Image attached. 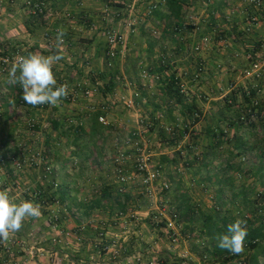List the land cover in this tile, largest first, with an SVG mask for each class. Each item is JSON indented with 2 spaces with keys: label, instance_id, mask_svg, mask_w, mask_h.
I'll return each instance as SVG.
<instances>
[{
  "label": "rangeland",
  "instance_id": "obj_1",
  "mask_svg": "<svg viewBox=\"0 0 264 264\" xmlns=\"http://www.w3.org/2000/svg\"><path fill=\"white\" fill-rule=\"evenodd\" d=\"M202 4L204 6L205 2ZM108 5L106 19L102 16L104 19L101 20V28L105 31L115 27L126 29V19H135L133 26L135 31L129 35L128 49L124 54L119 55L121 60H128L124 61L128 62L127 64L131 63L129 72L123 71L114 75L116 78L114 89L128 90L132 88L131 83L136 84V91L141 92V95L136 98L135 105H139L141 110L134 115L136 111H129L128 109L131 108L127 107V103L121 97L105 102L109 105L101 114H104L109 122L105 126L110 128L106 133L107 139L111 140L110 145L107 152H104L103 148H96L97 155L92 156L88 164L83 159L85 158L83 152L73 157L74 155L69 151L70 146L64 141L58 144L59 137L51 125L44 126L51 121L50 116L55 114L54 111L60 108L59 112H61L68 107L65 109L61 105L51 108L47 104L33 107L22 100L15 86L6 83L8 70L13 62L7 64L4 58L10 56L13 61L12 58L17 51L24 56L28 55L26 54L28 47L24 49L19 46L25 35L21 32L20 25L28 24V21L23 16L0 19V26L4 25L2 21H5L14 28L10 34L0 31V136L9 134L10 139L8 145L10 147L6 151L3 146L0 147V169L3 170L9 165L11 172H36L38 175L36 180L26 185V192L29 191L27 200L39 204L41 210L40 217L25 218L20 231L12 234L21 236L18 241L20 248L39 249L45 253V259H53L58 264H215L209 253L210 238L200 227L202 217L211 208L206 206V203L201 205L194 197L193 188L199 184L189 176L190 168L198 157H201V152L193 143L191 135L184 137L179 135L184 123L189 122L188 116L182 113V104L193 102L194 91L187 87L186 81L183 82L180 77H176V74L171 78L170 73H165V70L169 69V63L164 62L163 58L177 54L178 49L171 47L169 53L160 47L166 40L164 38L166 25H158L154 12L149 14L148 1L121 0L118 3L108 1ZM21 6L22 4L16 1L5 0L0 2V12L1 9L9 8L11 12L20 10L24 13ZM186 18L192 20L190 17ZM41 19L47 22L46 19ZM48 22L54 26L70 23L64 21V17L61 24L57 19L54 21L49 19ZM155 29L159 31L157 37L152 34ZM176 31V29L172 30V32ZM8 40L11 41V45L4 46L3 43ZM194 45L188 46L193 53L196 52ZM151 46L157 49L151 50ZM103 47L107 50L106 45ZM115 63L116 60L111 67H115ZM88 66L90 65H86V70ZM204 67L205 72L206 63ZM197 69L198 64L189 77L192 83L201 81L204 76L203 72L195 79L193 75ZM79 70L76 68L70 72L73 79L68 86L82 83L88 86L92 93L89 97L80 96L72 101L71 108L76 109L73 111L75 113H69L70 115L65 118H73L77 124L82 120L86 126L88 124L83 120L85 114L89 115L88 122H91L94 112H102L100 107L104 101L100 93L106 83L103 85L98 83L100 79H97V76H101V73L95 70L92 71L93 77L88 79L82 78ZM172 70L176 72L178 68L173 67ZM144 71H147L150 77L146 78ZM54 74L57 75L55 72ZM116 75L121 79H117ZM56 79L58 84L62 83L57 77ZM144 79H148L145 84ZM236 82L237 79L234 80V84ZM257 84L258 79L251 83V89L255 92L259 91ZM203 86L208 88L207 84ZM226 87L225 85V89L220 90L225 92ZM230 87L233 89L232 86ZM133 90H131L132 94H134ZM252 90L248 92L252 97L250 104L239 105L238 114L242 108L250 106L253 99H258L262 105L257 94L252 95ZM199 100L208 102V93L201 95ZM85 102L93 103L94 107L91 106V109L81 107L86 104ZM155 105L160 109L159 107L155 109ZM195 110L198 111L195 116L201 118L198 107ZM170 111H172L171 115ZM40 114L44 116L40 117ZM166 116L169 119L173 117L174 121H167ZM31 120H36L38 123L31 126L29 124ZM168 127L172 129L169 130ZM85 129L83 138L89 137L87 127ZM129 140L140 142V152L152 154L151 170L163 169L158 182L155 183V191L151 194L147 193L143 185L144 174L136 168L134 153L139 150L135 145L129 144ZM99 146L102 145L98 144L97 147ZM120 150L130 155L122 164L123 172L130 177L125 186L119 182L115 172L117 166L115 158ZM163 155L176 161L163 162L161 159ZM17 161L22 162L21 168L17 167ZM182 176L185 180L181 179ZM165 179L172 184L169 191L161 190L160 183ZM34 181L42 185V193L36 195L34 187H39ZM123 187L125 190H120ZM62 190L66 193L65 199L59 197ZM189 194H192L190 198ZM206 197L209 198L208 195ZM255 198L258 202L253 210L235 209L231 206L224 209V205L220 203L215 211L217 215L223 216L221 218L227 217L232 222L237 218H244L246 213L254 214L246 221L247 229L259 228L264 223L258 219L255 210L259 204L264 207V192L257 191ZM97 200H100V204L90 208ZM180 201L181 206L178 205ZM173 213L178 214L176 228L168 229L165 220ZM244 255H241V258L243 257L249 264L247 257L249 254ZM234 263L238 264V260ZM218 264L225 263L220 261Z\"/></svg>",
  "mask_w": 264,
  "mask_h": 264
},
{
  "label": "crops",
  "instance_id": "obj_2",
  "mask_svg": "<svg viewBox=\"0 0 264 264\" xmlns=\"http://www.w3.org/2000/svg\"><path fill=\"white\" fill-rule=\"evenodd\" d=\"M10 1L21 3L24 13L20 10L11 12L9 8L1 9L0 19L23 16L28 21V24L20 25V30L25 35L19 46L24 49L28 47L26 54L39 53L45 56L56 54V43L51 40L55 34L53 29L57 25L54 26L41 18H37L23 3L24 0ZM244 1L209 0L203 6V1L187 0L182 12L183 19L178 24L172 17L162 19L155 14L158 25H166V35L164 37L166 40L160 47L169 53L171 47L178 49L177 54L163 58L164 62L169 63V69L165 70V73H170L171 78L176 74V77L178 76L180 80L182 79L181 81H186L187 87L194 91L193 102L201 113V118L194 125L198 134L195 145L200 149L201 157H198L189 171L191 172L189 174L191 179L197 180L199 185L193 188L195 192L192 193L201 205L206 203V206L211 208V210L205 212L204 216L213 214L218 220L223 219L221 218L223 216L217 215L215 211V208H218L220 203L224 205V209L231 206L235 209L253 210L258 202V199L255 198V193L259 190L264 192V7L247 8ZM49 2L57 12V15L51 19L52 21L57 19L61 24L62 13H72V18L66 20L70 23L63 26L60 25L66 31L67 43L63 44L59 50L64 59L54 65L53 68V71L57 74L56 77L62 83L70 85L73 79L70 72L76 68L80 69L79 73L82 78L93 77V70L101 73V76H97V79H100L98 83L102 85L106 83L100 93V97L104 101V104L100 107L102 112L108 108L109 104L105 103L106 101H114L115 97H129L132 95L131 90L133 89L134 93L139 92L136 91V84L133 85L131 83L132 88L128 90L122 88L116 90L111 84L112 79L113 84H115L116 78H113V76L116 73L128 71L131 63L127 64L128 62L124 61L128 60H121V57H118L115 67L108 66L105 55L106 49L103 47L104 45L108 47L105 41L106 31L101 28V20L106 19L107 10L104 5L107 1L49 0ZM252 10L260 18V22L255 25L251 24L249 20V14L252 13ZM162 11H168L166 5L162 6ZM186 17H190L192 20L189 21ZM2 22L5 24L0 26V31L10 34L14 28L5 21ZM85 23L87 25H83ZM173 29L177 31L172 32ZM204 36H208L210 40L202 51L193 53V51L189 50V45L193 46L199 43ZM3 45L9 47L11 41L8 40ZM150 49L157 48L151 46ZM249 53L253 55V59L249 58ZM200 61H203L204 65L206 63L207 69L201 81L192 83L193 81L189 77H191L192 72ZM253 62L257 63V69L261 73L260 78L246 73V70H250V64ZM86 65H90L87 70ZM173 67H177L178 70L175 72L172 70ZM87 79L84 81L86 82ZM235 79H237L236 84H234ZM256 79H258L259 91L255 92L251 89V83ZM143 81L145 84L148 79ZM203 84H207L208 88H205ZM224 84L227 86L225 92L220 90L225 89ZM251 90L252 95L255 96L257 94L262 101L260 116L252 123L240 122L238 120L239 105L243 103L250 104L252 97L248 92H251ZM204 93L209 95L208 102L199 100V97L204 95ZM230 97L232 99H229ZM233 102L237 104L235 105ZM85 103L81 107L89 109H91V106L94 107L91 102ZM61 105L65 109L68 107L67 110L59 112L60 108H55L57 110L54 111L55 114H51V121L57 120L64 123V120L70 115L69 113H75L73 111L76 109L71 108L73 107L72 102L68 103L66 100H62L59 107ZM138 106H131V109L128 110L136 111L134 115H137L139 110H141ZM103 107H106V109H103ZM156 107L159 106L155 105V109ZM69 108L70 110H68ZM42 116L44 114H40V117ZM85 116L83 120L88 124L85 127H87L89 132V115L85 114ZM171 118L167 117L166 120L174 121L173 117ZM81 123L84 125L82 120ZM55 133L58 135V132ZM8 135L0 136V147L3 146L4 151L10 147L8 146L10 142ZM89 140L90 137L81 139V143L86 146L82 152L85 157L83 159L87 164L92 156L97 155L96 148H103L104 152H107L111 141L106 136L100 137L96 141L103 147H94L93 142ZM63 141L70 146L71 149L69 151L74 155L73 157L79 155L80 150L73 146L71 139L60 136L58 144ZM76 152L77 154H75ZM8 163L10 164V160H8ZM8 166L2 167L3 170L0 169V171H3L0 172V189H7L10 196L17 203L27 200L29 191L28 193L26 192V185H29L32 180H36V177H38L37 173L11 172ZM181 179L185 180V177L182 176ZM35 183L39 187H34L36 195L42 193V185L38 181ZM28 189L30 190V188ZM191 196L192 194H189L188 197L190 198ZM37 202L39 203V201ZM204 216L202 217L203 220ZM203 220H201L200 226L202 231ZM20 239V235L10 233L7 241L0 242V264H58L53 259H45V253L39 249L26 250L20 248L18 244ZM259 240V244L256 251L253 250V254H257L259 264H264V238L261 237ZM210 244V256L215 261V264H218L222 260L211 253L213 251L211 239ZM225 264L235 263L234 261H228Z\"/></svg>",
  "mask_w": 264,
  "mask_h": 264
},
{
  "label": "built area",
  "instance_id": "obj_3",
  "mask_svg": "<svg viewBox=\"0 0 264 264\" xmlns=\"http://www.w3.org/2000/svg\"><path fill=\"white\" fill-rule=\"evenodd\" d=\"M5 0H0V2H3ZM107 2L105 3L104 7L106 10L109 9V5H108V1H114V2H120L121 0H106ZM139 2H149V14L153 13L155 10L160 9L162 6H164L166 4V0H138ZM197 2L199 0H196ZM203 2H207L206 0H202ZM245 6L248 8L250 7L251 9L254 7L257 8H261L264 7V0H245ZM122 3H125L124 1H122ZM24 4L29 8V10L31 11L32 14L37 15V16H42V18L46 19L47 22L49 19H52L53 17H55L57 15L56 10H54V8L52 7V4L49 2V0H36L35 2H33V0H24ZM245 7V8H246ZM63 17H64V21L66 20H70L72 18V13L71 12H63ZM249 14V13H248ZM249 20L250 23L255 25L258 24L260 22V18L257 15V13L255 11L252 10V13L249 14ZM55 20V19H54ZM126 25V29H120L118 27L115 28H111L108 31H106L105 33V41L108 45L107 50L105 52L106 58H107V62H108V66H113L115 60H117V58L119 57L120 54H124L127 49H128V38L129 35L134 32V28L133 26L135 25V19L133 18L132 20H127L125 22ZM61 28V26H56L53 31L56 34L57 33V29ZM55 34H54V38L51 40L52 42L55 41L56 43V39H55ZM152 34L154 36H158L159 35V31L158 30H153ZM210 38L208 36H204L202 38V40L199 43H196L194 45V50L196 52H200L202 51L209 43ZM51 42V43H52ZM67 43V37H64V43ZM24 56L23 53H20L19 51H17L14 56H13V61H11V57L7 56L4 58L5 63H15L18 62L20 57ZM250 59H253V55L251 53L248 54ZM204 62L200 61L198 63V69L197 71L194 73L193 77L195 79H197L200 75L203 74L204 72ZM250 70H246L247 74L250 75H254L256 76V78H260V71L257 69V63L253 62V65L250 66L249 68ZM144 76L147 78L150 75L148 74L147 71H144ZM117 79H121V77H117ZM257 87H259V85L257 84ZM69 95L67 96V98H64L62 100H66V101H74L76 100V98L80 97V96H85V97H89L92 93V90L82 84V83H76L73 84V86L69 87ZM140 92H135L134 94H132L129 97H125L123 96L124 101L127 103L128 107L131 106H135V101L137 97H140ZM61 100V101H62ZM61 104V102L57 105V106H50L51 108L53 107H58ZM261 108L262 105L260 103V101L258 99H253L252 103L250 106H247L245 108H242L240 111V116H239V120L240 122H244V123H252L254 121H256L261 113ZM103 109H106V107H103ZM99 121L104 124V125H108L109 122L106 120V117L104 114H100L99 115ZM69 125H76L77 121H75V119L73 118H68L67 119ZM38 122H36V120H31L29 122V124L31 126H35ZM47 125H51V122H48L46 124H44V126ZM167 129L171 130V127H168ZM174 133V132H173ZM189 135V133H187L185 136ZM129 140V144L135 145L136 149L139 150L138 152L134 153V157H135V162H136V168L140 171V173L144 174L143 175V185L145 187V189L147 190L148 194H151L152 192L155 191V183L158 182L159 177L161 175V173L163 172V169H160L158 171H154L150 169V163L152 160V154L149 153H143L140 152L141 148L139 147L140 142L138 141H132ZM183 153V151H182ZM196 154H198V152H196ZM200 155V154H199ZM128 154H126L125 151H119L116 155L115 161H116V168H115V172H117V177L119 182H121L122 184H124V186L128 183L130 177L128 175H126L123 171V167L122 164L124 161H126V159L128 158ZM17 167L21 168L22 167V162L21 161H17L16 162ZM47 169L51 170L50 167H47ZM161 190L163 191H169L171 189V182L168 179H165L164 181H162L161 183ZM120 190L124 191L125 188H121ZM260 194H258L259 196ZM258 198V197H257ZM259 199V198H258ZM261 203V202H259ZM255 214L257 215L258 219H260V221L262 223H264V207L261 206V204L258 205V207L255 210ZM254 215V214H253ZM253 215H251L250 213H246L244 215V218H242L243 220L247 221V219L253 217ZM177 218H178V214L177 213H173L171 215V217L167 218L166 221V227L168 229H173L176 228V223H177ZM247 247V244H245L244 246V251L241 253V255H244L246 253L245 249ZM233 254H231L232 256ZM235 255V254H234ZM246 257V255H244ZM243 260V261H242ZM238 264H247V262L244 260V258L242 257L239 261Z\"/></svg>",
  "mask_w": 264,
  "mask_h": 264
},
{
  "label": "clouds",
  "instance_id": "obj_4",
  "mask_svg": "<svg viewBox=\"0 0 264 264\" xmlns=\"http://www.w3.org/2000/svg\"><path fill=\"white\" fill-rule=\"evenodd\" d=\"M66 31L58 28L56 33L57 53L42 55L29 53L20 57L8 70L6 83L19 85L22 100L33 107L39 105L57 106L69 95L67 84H58L54 74V65L64 59L59 51L64 43ZM41 216L40 205L31 200L17 203L7 189H0V242L7 241L10 233L19 232L25 218ZM247 237L246 221L240 218L227 226L226 234H217L216 246L224 251L239 255L244 251Z\"/></svg>",
  "mask_w": 264,
  "mask_h": 264
},
{
  "label": "trees",
  "instance_id": "obj_5",
  "mask_svg": "<svg viewBox=\"0 0 264 264\" xmlns=\"http://www.w3.org/2000/svg\"><path fill=\"white\" fill-rule=\"evenodd\" d=\"M36 0H33V2H35ZM187 0H166V6H167V12H163L162 11V7L160 9H157L154 11V13L162 19H168V18H174L178 22L182 21V12L184 9V6L186 4ZM37 18H42V16H37ZM115 73V72H114ZM113 78H115V76H113ZM175 81L177 82V80L175 79ZM111 84L114 86L113 84V79L111 80ZM18 95L21 97L22 96V89L20 88L19 85H15ZM179 92V91H178ZM19 97V98H20ZM229 99H232L231 97ZM181 101V99H180ZM234 104V102H233ZM236 104V103H235ZM183 105V112L185 116H188V121L189 122H185L184 126L182 127L181 131H180V137H184L187 133H189V135L192 136V140L193 143H195L196 138L198 136L196 129L194 128V125L196 122L199 121L200 118L196 117L195 114H197V110L196 109V105L194 102L189 103V104H182ZM101 113V111H96L92 114L91 116V122H90V131L88 132L89 137L91 142H93V146L97 147L98 144H96V140H98L100 137H105L107 131L110 129L109 126H105L104 124H102L99 121V115ZM200 113V112H199ZM240 113V112H239ZM172 114V111H170V115ZM239 116L240 114H238V120H239ZM240 121V120H239ZM51 127L53 129L54 132H58V137L60 136H64L67 139H71L73 146L76 149H79L80 152H82V150H85L86 146L83 145L81 143V139L83 138V135L86 131L85 129V125L83 124H76V125H69L67 119L64 120V123H61L60 121L57 120H52L51 121ZM191 127V129H190ZM192 131V132H191ZM98 143V142H97ZM77 154V152L75 153ZM162 161L163 162H169L170 160L176 161V159L172 158L170 159L169 156L167 155H163L162 156ZM59 197L62 199H65L66 197V193L64 190L60 191ZM100 204V200L95 201L90 208H93L97 205ZM181 206V201H180V205ZM229 218H223L221 220H218L213 214H209L204 216V222H203V231L205 233L206 236H208L212 243H213V251L211 252L213 254V256L221 258L222 262L226 263L228 261H235L241 258V254L239 255H232V253L228 252V251H224L219 249L216 246V240L214 239V237L217 234H226L227 233V226L230 223H233L232 221L228 220ZM264 224L261 225L259 228H253L250 227L247 229V237L245 239L244 244H247V250H246V254L248 255L247 257H249V264H259V260L257 257V254H253V250L256 251V248L259 244V239L261 237L264 238ZM249 251V253H247Z\"/></svg>",
  "mask_w": 264,
  "mask_h": 264
}]
</instances>
